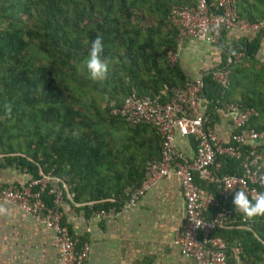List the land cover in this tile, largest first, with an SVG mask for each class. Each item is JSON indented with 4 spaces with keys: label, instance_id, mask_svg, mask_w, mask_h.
I'll return each mask as SVG.
<instances>
[{
    "label": "trees",
    "instance_id": "1",
    "mask_svg": "<svg viewBox=\"0 0 264 264\" xmlns=\"http://www.w3.org/2000/svg\"><path fill=\"white\" fill-rule=\"evenodd\" d=\"M206 3L210 13L218 10L215 0ZM193 4L0 0V152L31 179L40 173L60 179L74 203L121 208L140 186L146 163L159 159L160 137L154 126L131 125L110 111L132 90L165 102L169 93L163 94L164 88L185 85L177 61L167 58L178 45L168 16L173 6ZM233 6L248 22L264 18V0H234ZM262 32L221 52L216 69L228 70L225 83L213 78L215 69L203 72L200 96L208 127L218 109L232 104L249 112L246 127L264 129V60L257 57ZM98 35L109 72L103 80H92L85 60ZM237 53H242L239 59ZM6 106L12 108L10 116ZM257 152L262 174L258 190L264 192V144ZM222 161L219 176L241 173L237 160L221 156ZM198 184L218 195L217 185ZM240 224L247 230L222 233L226 241L235 237L243 253L264 254V217Z\"/></svg>",
    "mask_w": 264,
    "mask_h": 264
},
{
    "label": "built area",
    "instance_id": "2",
    "mask_svg": "<svg viewBox=\"0 0 264 264\" xmlns=\"http://www.w3.org/2000/svg\"><path fill=\"white\" fill-rule=\"evenodd\" d=\"M233 2L215 0L218 10L214 13L209 12L206 0H194L193 5L173 6L168 18L177 29V40L188 38L213 45L231 29L251 35L264 31V18L248 22L238 15ZM241 56L242 53H237L235 59ZM167 58L174 63L177 61L176 52H168ZM227 75L228 70L219 69L214 71L213 78L225 83ZM202 78L203 74L187 81L183 87L164 88L162 93H169L165 102H160L158 96H139L132 90L120 106L111 109L113 116H119L131 125L154 126L160 137L159 159L146 163L140 186L133 190L119 210L134 204L157 180L174 175L184 201V218L174 243L183 256L193 259L194 264H226L227 251L239 256L243 254L242 248L239 243L228 248L227 241L215 232L233 222L232 211L226 203L236 190H244L250 198L260 193L261 157L257 150L264 144V129L257 131L246 127L249 112L229 104L216 111L226 114L231 121L228 138L219 137L212 127L206 125L208 116L200 96ZM178 137L194 140L195 153L191 160L178 151ZM220 156L237 160L241 173L216 174L214 166ZM198 182L217 185L218 195L206 191ZM72 198L66 184L50 173H40L38 178L27 183H0V203L16 207L53 232L59 264H86V246L77 250L78 240L63 222L62 206ZM93 211L103 218H111L118 212L114 207Z\"/></svg>",
    "mask_w": 264,
    "mask_h": 264
},
{
    "label": "crops",
    "instance_id": "3",
    "mask_svg": "<svg viewBox=\"0 0 264 264\" xmlns=\"http://www.w3.org/2000/svg\"><path fill=\"white\" fill-rule=\"evenodd\" d=\"M252 36L231 29L222 35L221 42L213 45L181 39L177 45V64L190 81L207 70H217L223 50ZM260 36L257 57L264 60V31ZM216 117L211 127L226 140L231 121L221 112H216ZM176 145L183 156L189 160L193 158L195 142L192 138L178 137ZM7 157L8 154L0 152V183H27L31 178L26 169L10 163ZM223 168L220 156L214 169ZM233 196L228 201L233 222L215 232L224 239L222 233L247 228L240 224L242 217L238 220L240 214L234 210ZM93 208L68 200L62 206L63 222L78 240L77 250L86 246V264H194L193 259L183 256L174 243L184 218V201L174 175L157 180L134 204L117 209L111 218L96 216ZM232 240L227 241L228 248L239 243L235 237ZM0 264H59L53 232L16 207L0 203ZM226 264H264V254L233 256L227 251Z\"/></svg>",
    "mask_w": 264,
    "mask_h": 264
},
{
    "label": "clouds",
    "instance_id": "4",
    "mask_svg": "<svg viewBox=\"0 0 264 264\" xmlns=\"http://www.w3.org/2000/svg\"><path fill=\"white\" fill-rule=\"evenodd\" d=\"M103 51V38L98 35L91 43L88 57L85 60L86 67L92 80H103L107 77L109 72V64L102 57ZM6 110L10 116L12 112L11 106H6ZM232 202L235 212L240 214L245 221H251L257 217H264V192H260L250 198L249 195L241 189L234 192Z\"/></svg>",
    "mask_w": 264,
    "mask_h": 264
}]
</instances>
